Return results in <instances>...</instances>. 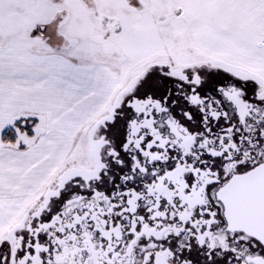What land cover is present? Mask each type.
I'll use <instances>...</instances> for the list:
<instances>
[{"label":"snow or ice","instance_id":"1","mask_svg":"<svg viewBox=\"0 0 264 264\" xmlns=\"http://www.w3.org/2000/svg\"><path fill=\"white\" fill-rule=\"evenodd\" d=\"M0 264H264V0H0Z\"/></svg>","mask_w":264,"mask_h":264}]
</instances>
